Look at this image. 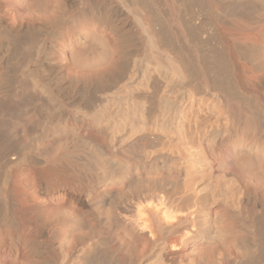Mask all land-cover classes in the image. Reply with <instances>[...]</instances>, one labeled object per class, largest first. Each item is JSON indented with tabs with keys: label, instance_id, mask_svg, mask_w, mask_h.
<instances>
[{
	"label": "bare ground",
	"instance_id": "1",
	"mask_svg": "<svg viewBox=\"0 0 264 264\" xmlns=\"http://www.w3.org/2000/svg\"><path fill=\"white\" fill-rule=\"evenodd\" d=\"M30 1L40 11L51 3ZM256 2L264 5L244 0L232 5L233 12L244 23L252 20L264 8ZM148 10L147 0H57L52 32L37 23L8 26L0 17V264H151L149 258L181 264L176 257L186 238L212 240L199 226L191 231L194 218L184 203L212 185L215 153L241 136L234 147L238 162L244 170L259 169L260 158L243 147L245 135L257 141L264 132L258 97L264 48L225 40L250 64L251 77L222 44L210 52L196 45L206 87L204 96L193 94L186 104L180 86L191 80L190 66L163 45ZM32 35L50 36V44H36L31 54ZM157 79L167 94L179 87L182 93L157 98L155 108ZM231 79L248 82L255 95L249 109L243 103L248 95L236 92ZM8 81L16 82L15 90ZM237 93L246 99L230 98ZM14 167L20 170L12 185ZM226 177L244 196L258 191L234 174ZM96 228L104 237L84 244Z\"/></svg>",
	"mask_w": 264,
	"mask_h": 264
},
{
	"label": "rangeland",
	"instance_id": "2",
	"mask_svg": "<svg viewBox=\"0 0 264 264\" xmlns=\"http://www.w3.org/2000/svg\"><path fill=\"white\" fill-rule=\"evenodd\" d=\"M48 1L49 2L51 1L49 6L50 8L49 7L46 9L44 8V10L40 11L31 7L30 0H0V4L3 7V11L0 13V17L4 19L6 25L8 26L21 25L24 27L26 26V28L28 29L29 27L34 25V23L35 24L37 23L43 25L44 27L46 26L47 28L50 29V32H52L54 31L53 28L54 24L49 22L50 20L52 22L51 19L53 13L52 11L53 9L54 11L56 10L57 0H48ZM147 1H148V9H149L148 12L150 14L152 26L155 24L153 26L154 29H156L155 31H158V33L160 32L161 35H163L162 36L163 45L169 47L171 51H173V53L175 51L176 52L175 54L179 53L181 56H183L182 59L184 58L183 61L184 60L186 61V62L184 61L186 67L188 66L191 67V68L190 67L187 68L189 69L188 74L191 80L188 79L187 81L183 82L180 86L181 89L182 88L185 89V90L182 89L183 93L181 92V89L179 87L178 89L177 88L173 89L172 93L169 92V94H167L168 88L165 85L166 83L160 79L154 80V84L152 88L153 90L152 104H154L153 102L155 100V104L153 105L154 107L158 99L162 98L163 100L164 99L166 100V98H169L171 100V97L174 99V95L177 96L180 95L181 93L182 94L186 93L187 97L184 94V98L187 99L185 100L186 104L190 101L191 99L190 96H193V94H197L196 97L204 96V94L202 93V89L203 88L205 89L206 87L205 86L206 80L201 72L202 71L201 66L198 63V50L196 51L197 49L196 45L202 47L205 52L211 50L213 46L219 48L220 44H222L224 46L223 48L225 49L226 48L225 40L226 38L227 39L229 38L231 40L236 39L238 42H241L242 44L245 43V45L247 44V46L249 47L255 46L259 48H264V8H263L264 5L261 4L262 2L261 3L256 2V3L263 5V6L259 5L261 8H263L262 9L263 11L258 7L257 14H255L254 19L251 20L249 16L247 19H250L251 21L246 19V22L244 23L243 21L245 20H242V18L240 19L239 16L237 17V15L239 14L233 12L234 7L232 6L235 4L236 5L241 4V1L243 3L244 0H184V1L183 0H147ZM46 19L48 20L46 21ZM252 22H255L256 24H252ZM158 25L161 26L159 27ZM183 25L184 27H182ZM185 30L188 31L185 32ZM163 31L165 32L166 35L163 33ZM85 32L86 31H84V34L87 33ZM31 39L32 41L28 43V45L31 43L30 44L31 46H28L29 52L31 54L35 52L34 50L35 46L37 47V45L40 44L41 46L39 47H42L50 44V36L45 35L41 39V37L38 38L37 36L32 35V37H30V40ZM163 40H165V42ZM41 43L45 45H42ZM174 47L176 50H174ZM226 49H227L226 51H229L227 56L230 57V60L232 62H237V64L240 63L246 64V62L241 61L242 60L241 58L239 59L240 55L236 54L233 50L230 51L228 50V48ZM245 66L248 68L247 69L248 70L247 74H248L251 71L252 67L250 66V64H246ZM251 73L252 72H250L248 75H251ZM9 81L6 84L10 85L12 90H15L17 86L16 82L14 81V83H11L13 81L11 82ZM188 81L190 82V84H187L189 83ZM231 83H232L231 86H233L234 89L236 88L240 92L247 94L248 96H251V98L247 96L246 98L249 100H247L245 97L243 99L241 96L242 94L239 95L238 93H237L238 97L236 94L234 95L231 94L233 95L232 97H230L229 95L227 96L230 97L231 99H234V101H238L240 98L243 99V101L246 99L245 102H243L245 104L244 107H247L249 109L251 104L253 103V100L251 99L255 95H253L251 87L249 86V84H247L248 82L246 84L244 83L243 86H240L234 80H232ZM190 88L192 90L193 89L196 90L197 88L201 93L198 90L195 93L194 90L193 92H191L189 90ZM186 89L188 92L186 91ZM262 89L258 97H259V106L261 107L262 113L264 114V87ZM215 92H217L216 94L221 93L220 95L223 96L226 95L220 92V90L218 91V89ZM187 93L189 94V96ZM251 134L245 135V143H244L245 146L243 148L244 149L250 148V150L252 151L251 154L254 157L260 158L262 163L260 164L259 169H257V171L255 170L247 171L241 167L242 164L238 162V158H237V155L240 153V151L234 150V147L243 138L241 136H234L232 139L227 140L225 150H220L215 153V160L212 166L214 170V175H213L214 178L211 180L212 185L210 184V187L207 189V191L206 192L204 191L203 194L199 196L200 199L185 201L184 204L186 206L184 205L185 206L184 211L190 212L192 214V217L194 218L193 219L194 222L190 225L191 227L188 226V228L190 227L192 230L190 228L189 230L193 232V229L196 230L197 227L199 226V228L211 234L210 236L212 237V240L210 242L209 240L204 241L202 239L198 242H193L191 238L190 239L186 238V243L180 246L182 247L181 248L182 252H180L179 255L177 254L176 257V258L180 257L178 258V260L182 261V262L180 261L181 264H188V262L191 259L193 261L200 260L201 261V262L199 261L200 264L201 263L212 264L214 262H216L214 264H229L230 262H231L230 264H264V132L263 134L261 133V137L257 141H255V139L252 138ZM203 144H204L203 146L204 149L207 151L208 148H206L207 147L206 141H204ZM156 149H159V146H157ZM160 153L161 152L159 151V154ZM18 169H19L18 167H14L10 170L11 172L10 183L12 185L16 179L18 171L20 170ZM228 171H230V173ZM225 173L227 175L234 174L238 176V178L241 180L240 182H242V184L244 183L243 185H245L244 187H246L247 189L251 188L250 190H253V187L255 189H258L257 191L258 193L257 192L255 193L254 190H253L254 192H252V194L254 193L256 194V197L255 194L252 195L251 193H250L251 195L247 194L244 196L241 193L244 190L240 191L239 185H237L235 181L233 183L232 179L231 181L228 180L229 177L227 178L226 177L227 175ZM36 199H38V201L41 203L42 201H44L43 198L41 197H38ZM39 199H41V201ZM187 206H189V208H187ZM199 207L201 209L203 208L204 210H206V212L205 211L203 212L204 221L198 224L195 221L200 215ZM45 215L46 218L48 216L52 218L53 212H46ZM91 224L93 226L95 225L93 222ZM71 227H74V225H72ZM101 231L103 233V230L96 228L92 236L87 237L88 239L86 238V240H84V244L86 243L90 245L91 243L92 244L97 243L98 239L104 237V235L101 234ZM66 237L67 240L68 239L70 240L69 236ZM98 246L97 247L95 246V248H98ZM243 246L247 248V251L243 250L244 249ZM216 249L217 251L219 249L218 253L216 252ZM245 251L248 253H245ZM97 253L98 252H96V254ZM149 263L160 264L158 261L155 260V258H149Z\"/></svg>",
	"mask_w": 264,
	"mask_h": 264
}]
</instances>
